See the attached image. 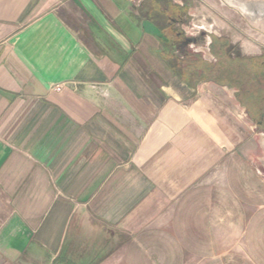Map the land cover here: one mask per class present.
Instances as JSON below:
<instances>
[{
	"label": "crops",
	"instance_id": "obj_1",
	"mask_svg": "<svg viewBox=\"0 0 264 264\" xmlns=\"http://www.w3.org/2000/svg\"><path fill=\"white\" fill-rule=\"evenodd\" d=\"M142 1L0 0V264H264L240 104Z\"/></svg>",
	"mask_w": 264,
	"mask_h": 264
},
{
	"label": "rangeland",
	"instance_id": "obj_2",
	"mask_svg": "<svg viewBox=\"0 0 264 264\" xmlns=\"http://www.w3.org/2000/svg\"><path fill=\"white\" fill-rule=\"evenodd\" d=\"M154 1L158 4L161 2L164 7H169L168 3L171 2L169 10L173 12L172 18L175 15L172 4L188 6L187 11L180 12L182 19L175 20L171 29L165 30L172 40L168 46L164 45L170 59H173V50L184 59L190 53L189 58L198 57L211 62L213 75H229L238 81L218 84L222 87L221 94L225 92L227 98H234L240 104L236 111L240 110L241 122L238 126L235 121V126L241 133L243 146L252 144L258 152L259 165L264 167V83L263 77L255 75L256 68L252 71L251 63L252 57L259 64L264 62V0H143L146 13L149 8L155 7ZM172 30L180 34L177 50L173 48ZM215 38L223 39L218 43L222 45L223 53L230 52L232 57L241 59L232 61L218 57L213 51L217 49L213 47ZM215 90L211 87V97L218 95ZM229 110L233 108L227 107V115L231 117ZM229 120L232 122L233 119L227 117V126H231Z\"/></svg>",
	"mask_w": 264,
	"mask_h": 264
},
{
	"label": "trees",
	"instance_id": "obj_3",
	"mask_svg": "<svg viewBox=\"0 0 264 264\" xmlns=\"http://www.w3.org/2000/svg\"><path fill=\"white\" fill-rule=\"evenodd\" d=\"M172 11L175 12V15L172 18V12H170L169 10H166L165 12H161L162 16H161V20L159 22H161V26L159 27V36L162 39L163 45L168 46L170 44V41H172L170 39V35L165 34V30L166 29H171V26L174 24L175 20H181L183 17V14L180 12H185L188 9V6L183 5L181 6L180 4H172L171 5ZM176 13H178L176 15ZM153 17V13H152V8L151 11L147 13V18H152ZM173 31V48H176L175 50H177V42L180 38V34H178L175 30ZM222 38H215V42L213 47H217V49H213L214 53L219 57L222 56L224 58H228L230 60H234L237 57H232L230 52H225L223 53V51L221 50L222 45H218V43L221 41L222 42ZM175 51L173 50V59H170L169 57H167L168 62L170 63L173 71L176 73V75L182 79L183 81H185L186 83H188L191 86H195L197 84H199L200 82H204V81H214L220 84H230V83H237L235 78L232 76H225V75H213L214 73L212 72V69L214 68L213 64L211 62H208L202 58H189L191 57L190 53L187 54V58H181V56H179L177 53H174ZM189 56V57H188ZM241 58H237V61H239ZM255 57L251 58V63H252V71L254 70L253 68H256V71L254 70L255 75L257 76H261L263 77V82L264 83V62L259 64L257 63V61L255 60ZM258 83H260L258 81Z\"/></svg>",
	"mask_w": 264,
	"mask_h": 264
},
{
	"label": "bare ground",
	"instance_id": "obj_4",
	"mask_svg": "<svg viewBox=\"0 0 264 264\" xmlns=\"http://www.w3.org/2000/svg\"><path fill=\"white\" fill-rule=\"evenodd\" d=\"M246 5V4H245Z\"/></svg>",
	"mask_w": 264,
	"mask_h": 264
},
{
	"label": "built area",
	"instance_id": "obj_5",
	"mask_svg": "<svg viewBox=\"0 0 264 264\" xmlns=\"http://www.w3.org/2000/svg\"><path fill=\"white\" fill-rule=\"evenodd\" d=\"M60 89V88H59Z\"/></svg>",
	"mask_w": 264,
	"mask_h": 264
}]
</instances>
